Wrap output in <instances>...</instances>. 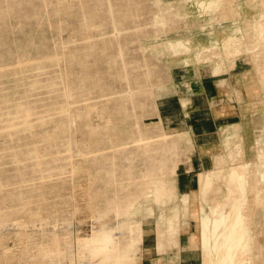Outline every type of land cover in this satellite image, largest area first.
Wrapping results in <instances>:
<instances>
[{"label":"rangeland","instance_id":"obj_1","mask_svg":"<svg viewBox=\"0 0 264 264\" xmlns=\"http://www.w3.org/2000/svg\"><path fill=\"white\" fill-rule=\"evenodd\" d=\"M191 77L214 99L245 102L218 118L226 148L216 112L195 129L186 117ZM210 121L218 138L200 149ZM262 143L264 0H0V264H81V244L105 220L124 244L151 226L136 264H178L180 246L162 254L156 243L176 204L191 256L211 264L217 214L235 195L223 233L251 242L242 264H264ZM212 168L211 197L215 185L229 193L200 224L197 176ZM161 183L166 196L147 203ZM133 203L136 213H120Z\"/></svg>","mask_w":264,"mask_h":264},{"label":"crops","instance_id":"obj_2","mask_svg":"<svg viewBox=\"0 0 264 264\" xmlns=\"http://www.w3.org/2000/svg\"><path fill=\"white\" fill-rule=\"evenodd\" d=\"M223 81H225V79H221V82H223ZM183 84H185V90L187 92L186 96H184V97L186 99H188V105L190 104L189 109L186 111L187 112L186 117L191 118L193 120L192 127H194V129H195L196 125L201 122L202 119L205 120L207 117H209V115H210L209 111H211V110H212L211 111L212 113L216 112L215 119H213L211 121H216V123L217 122L220 123L218 126V129H219V127H220V130L222 128L225 129V127H227V126L224 127L223 125L228 120H222V122H220V120L218 118L221 119V117L229 116V113H228L229 110H233L234 113L238 115L239 114L238 112H240V110L243 108V106H245V102L240 103V102H238V100H234V101H230V102L227 101L226 103H223V102H221V100H218L217 98L214 99L212 94H209L208 92H206L207 90L205 91L203 80H201L199 78L196 79V78L191 77V79H187L186 81H184ZM217 86H218V84H217ZM179 88H180V85H179ZM235 92L237 94V97H239V98L242 97V95L240 94V89H235ZM243 96H244V100H246V102H247V98H246V95L244 94V92H243ZM197 99L201 100V102L199 104L196 103ZM231 102H233V103H231ZM227 104H231V105L228 106ZM241 106H242V108H241ZM230 115H233V113H231ZM199 116L201 118H198ZM211 121L208 123L206 122L204 124H200L201 128L203 130L198 129V133H197L196 137H198V139L200 140V142L197 143L198 146L200 147V149H205V147L209 146L205 141L210 140V139H216V137H217V136L216 137L214 136L212 131L205 130V129H209V126L212 124ZM202 122H204V121H202ZM160 123H161L162 132L167 133L165 131V128L163 127L162 121ZM237 124H240V122H234V123H231L229 125L236 126ZM224 129H222V132H221V135L219 136V138L223 140V144L225 147L226 144L224 143V134H226V132L224 133ZM232 132H233V130H232ZM199 164L202 165L203 160H200ZM213 171H215V168L205 169V170L200 171L198 173V176H197L199 192H200V202H201L200 203V209H199V211H200V224L202 223L203 219H205V217H203L205 214L212 213L213 211H215L219 207L220 204L225 203L226 198H227V194L229 193V190L226 186H224L225 189H223L222 186L216 187V185H215V188H216L215 192L219 195H218V197H213V198L211 197L212 192H210L211 187L209 184H210L212 175L215 176V173ZM163 181L164 180L161 179L160 182H163ZM159 186H163V188H164L162 191V195H160V196L165 197L166 196L165 186H167V185H163L161 183V185H159ZM176 187H177V183H176ZM178 197H179V194H178ZM208 208L210 209V211H208ZM188 225H190V227H191L190 223ZM157 228L158 227H156V226L154 227L155 230H157ZM181 229H182V222H180V233H179L180 236H179V238H177L178 240H176L175 242H169V239H166L164 237H161L160 239L156 238L158 250L162 254H167L169 252V250L173 249L174 247L180 246L181 248L179 250V253L176 254V256H175L176 262H178V264H197L198 261L195 258H193V256H191L192 250L190 248H187L190 246L188 245V241L186 242V239H185L186 237L183 238V236L181 235ZM194 236H195V234H192V236L190 237L191 247H192V245L196 244L195 243L196 238H194ZM165 244L167 245V247H165ZM187 253H188V255H187ZM141 259L142 258H140V260ZM152 260L153 261H151V264H154V262H155V264H161L160 262H162V261H158L156 258H154ZM162 263H164V262H162Z\"/></svg>","mask_w":264,"mask_h":264},{"label":"bare ground","instance_id":"obj_3","mask_svg":"<svg viewBox=\"0 0 264 264\" xmlns=\"http://www.w3.org/2000/svg\"><path fill=\"white\" fill-rule=\"evenodd\" d=\"M97 110L99 111L98 114L97 112H94V109H90V116L95 119V116H99L104 118L106 121H110L108 119V114L105 112L104 109L101 108H97ZM259 114H255V116ZM260 119V118H259ZM164 127V126H163ZM167 134V133H164ZM262 149H264V143H262ZM233 179L237 181V183L239 184V186L241 187V189H237L239 191L244 190L245 186H246V177H245V171L243 170V167L240 166L237 169V172L232 173ZM163 186H159L158 189L156 190V193L152 194L147 200V203H151L153 200H157V198L159 197V195H162V191H163ZM234 191V190H233ZM235 192V191H234ZM233 192V193H234ZM242 192V191H241ZM238 193V192H237ZM237 200L238 197L235 195L231 201V203L229 204V206H227L226 208H224L223 210H221L220 212H218L217 214V222H216V233H215V237L212 240V242L209 244V246L206 249V256L208 258V260L210 261L211 264H242L243 261H245L248 257V254H250L253 250L252 248V244L249 241V243L247 245H243L242 243L237 244L234 242V240H229L227 238V236L223 233V231L225 230V224L226 221L228 220V213L232 212L234 209H236V204H237ZM179 204H176L175 206V217L177 218V220L175 218H173V213H171L168 216L169 222H171L170 226L168 227V237L167 235L164 236V238H168L170 239V237H173L174 235L179 234L180 232V224L178 219H180V217L178 216L180 213L177 210V206ZM140 207V206H139ZM229 207V209H227ZM139 210L138 206L136 205V203H133L131 205H129L128 207L124 208L120 213L124 214L125 217H130L131 215H133L134 213H136ZM203 221L205 222L206 219H203ZM202 222V223H204ZM106 223V220L104 221V223H101V227H104ZM147 222H143L142 224H139L138 226H136V232L135 235L132 237H127V241L126 244L130 245L133 250H134V259H133V264H136L137 261L140 260V258L136 257V251L137 249H142V246L144 244L145 241V233L147 230H150V225L146 224ZM258 229V228H257ZM247 227H243L242 230V235H244L246 233ZM95 234L92 233L91 236H93ZM148 236V235H147ZM226 237V240L223 241L222 239ZM203 242L206 243V237L205 239L203 238ZM139 247V248H138ZM144 248V246H143ZM140 251V250H139ZM79 256H80V263L81 264H85L84 261H82L81 258V254L79 251ZM136 258V259H135ZM249 258V257H248ZM139 259V260H138Z\"/></svg>","mask_w":264,"mask_h":264},{"label":"clouds","instance_id":"obj_4","mask_svg":"<svg viewBox=\"0 0 264 264\" xmlns=\"http://www.w3.org/2000/svg\"><path fill=\"white\" fill-rule=\"evenodd\" d=\"M118 226L101 227L80 246L85 264H133L134 250L121 241Z\"/></svg>","mask_w":264,"mask_h":264}]
</instances>
